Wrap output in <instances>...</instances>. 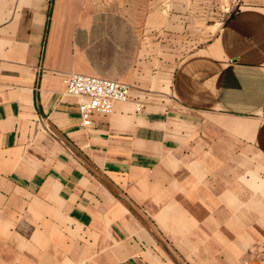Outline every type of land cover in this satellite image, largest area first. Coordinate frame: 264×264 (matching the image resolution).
Instances as JSON below:
<instances>
[{"label":"crops","instance_id":"0c3cea01","mask_svg":"<svg viewBox=\"0 0 264 264\" xmlns=\"http://www.w3.org/2000/svg\"><path fill=\"white\" fill-rule=\"evenodd\" d=\"M0 264H264V0H0Z\"/></svg>","mask_w":264,"mask_h":264},{"label":"built area","instance_id":"2783aa9c","mask_svg":"<svg viewBox=\"0 0 264 264\" xmlns=\"http://www.w3.org/2000/svg\"><path fill=\"white\" fill-rule=\"evenodd\" d=\"M62 83L64 94L77 98L83 126H89L94 115L107 116L116 103H125L130 99V86L114 79L71 71L63 75ZM135 108L139 110L141 105L137 103Z\"/></svg>","mask_w":264,"mask_h":264}]
</instances>
